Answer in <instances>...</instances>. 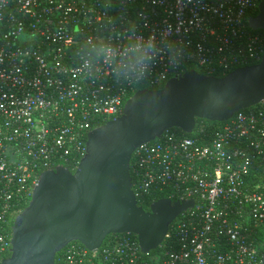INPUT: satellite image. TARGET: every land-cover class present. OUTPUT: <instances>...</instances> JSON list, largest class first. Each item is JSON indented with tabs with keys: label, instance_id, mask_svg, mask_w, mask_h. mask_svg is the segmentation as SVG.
Listing matches in <instances>:
<instances>
[{
	"label": "built area",
	"instance_id": "2783aa9c",
	"mask_svg": "<svg viewBox=\"0 0 264 264\" xmlns=\"http://www.w3.org/2000/svg\"><path fill=\"white\" fill-rule=\"evenodd\" d=\"M262 1L0 0V264L41 174L75 173L89 133L139 90L189 65L224 77L262 61L264 31L250 27ZM132 161L139 206L194 201L165 257L123 234L98 251L70 244L61 264H263L264 101L215 130H167Z\"/></svg>",
	"mask_w": 264,
	"mask_h": 264
},
{
	"label": "water",
	"instance_id": "95a60500",
	"mask_svg": "<svg viewBox=\"0 0 264 264\" xmlns=\"http://www.w3.org/2000/svg\"><path fill=\"white\" fill-rule=\"evenodd\" d=\"M250 27L264 31V0ZM262 101L264 56L259 64L224 77L191 70L162 89L139 90L122 117L89 133L75 173L60 166L41 174L14 222L11 255L2 264H56L57 255L72 243L98 251L109 236L123 234L136 236L141 251L151 254L194 201L162 199L149 211L139 206L131 175L135 151L167 130L191 135L198 120L226 123Z\"/></svg>",
	"mask_w": 264,
	"mask_h": 264
},
{
	"label": "trees",
	"instance_id": "16d2710c",
	"mask_svg": "<svg viewBox=\"0 0 264 264\" xmlns=\"http://www.w3.org/2000/svg\"><path fill=\"white\" fill-rule=\"evenodd\" d=\"M254 16H257V13L254 14ZM191 70H196V71H198L200 74H202V75H206V73H205L204 70L198 68V67L195 66V65H189V66L187 67V71H191ZM218 76H220V75H218ZM220 77H222V76H220ZM145 88H146V87H145ZM162 88H163V87L149 88V89L157 90V89H162ZM255 108H257V106H255V107H253V108H251V109H255ZM251 109L244 110V112H247L248 110H251ZM200 125H203V126L207 127V128L210 129V130H215V129H218V128L222 127L223 125H225V123H214V122H209V121H206V120H198V121H197V127H199ZM185 136H189V135H186V134H185ZM132 162H133V161H132ZM132 165H133V163H132ZM131 175H132V179H133V181H135L133 171H131ZM156 198H157V200H162V199H167V198H169V197H168L167 194H166V195L161 194V195H159V196H156ZM145 209L149 211L148 207H145ZM133 236H134V235H133ZM114 237H115V235H111V236H109V237L106 239V242H105V243H107L108 240H110V239H112V238H114ZM134 237L137 239L136 236H134ZM72 244H78V245H81L80 243H72ZM163 248H164L163 245L160 246L157 250L153 251V252L150 254V256H153V255H154V256H158V255H160L162 258H164V257H165L164 249H165V248H164V249H163ZM64 252H65V249H64L61 253H59V254L57 255L56 264H61L60 261H59V259L61 258V256L63 255Z\"/></svg>",
	"mask_w": 264,
	"mask_h": 264
}]
</instances>
